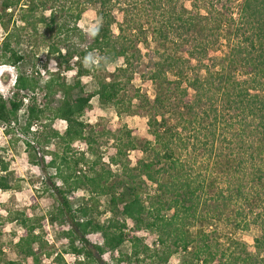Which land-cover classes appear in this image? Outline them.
Returning a JSON list of instances; mask_svg holds the SVG:
<instances>
[{
    "label": "trees",
    "instance_id": "obj_1",
    "mask_svg": "<svg viewBox=\"0 0 264 264\" xmlns=\"http://www.w3.org/2000/svg\"><path fill=\"white\" fill-rule=\"evenodd\" d=\"M91 4L101 18L94 32L79 25ZM0 25L6 31L0 65L18 70L11 94L0 91V122L13 132L25 108L26 144L50 154L47 166L60 178L52 181L59 204L50 219L69 224L71 250L83 256L77 264H106L107 252L117 264H168L175 254L182 264H264V0H0ZM21 30L57 60L59 69L43 83L40 70L22 69L31 56L19 49ZM149 38L159 54L148 76L153 99L139 90L125 93L141 64L139 45L150 47ZM90 53L102 69L123 64L86 90L81 78L94 67L83 62ZM64 65L75 71L72 82ZM94 96L119 114L147 116L151 139L143 150L152 158L132 164L129 151L140 142L131 129L83 119ZM56 119L66 122L64 132L52 126ZM103 135L113 140L109 162L100 149ZM56 138L62 154L47 149ZM8 170L0 155V189L12 188ZM80 189L89 196L76 204L70 195ZM102 197H109L106 222L95 216ZM14 219L24 228L14 244L23 259L3 257L0 246V264H39L46 253L41 225L25 212ZM217 222L242 230L257 225L261 233L253 249L234 236L224 247ZM141 230L157 241L146 243ZM92 233L102 241L88 243ZM126 242L130 251H121Z\"/></svg>",
    "mask_w": 264,
    "mask_h": 264
},
{
    "label": "rangeland",
    "instance_id": "obj_2",
    "mask_svg": "<svg viewBox=\"0 0 264 264\" xmlns=\"http://www.w3.org/2000/svg\"><path fill=\"white\" fill-rule=\"evenodd\" d=\"M186 4L190 6V2L186 1ZM98 6L95 4L88 5L83 11L81 18L79 19V25L84 31L94 32L98 25L101 23V18L97 12ZM18 11V10H17ZM16 14L13 16V20L18 19ZM119 19L122 15L118 14ZM10 23V28L13 27L14 22ZM20 23V22H19ZM21 24V23H20ZM39 31H43V25H39ZM114 30L117 31V27L114 26ZM31 32L30 29H28ZM22 42L19 45V49L30 55L31 58L22 64V69L27 72L37 70L41 72L42 83L48 78L49 71L58 70V63L54 55H51L45 44L34 43L32 39L28 37L26 30H21ZM6 34V31L0 25V39ZM150 47L144 44H140L142 50V58L139 69L132 76V80L126 83L125 93L134 95L137 90L140 94L148 95L151 99L155 96V85L148 78L149 71L153 63L159 59V54L155 51L156 43L149 38ZM97 58L93 53H90L83 60L85 67L92 68L91 74L85 75L81 78L82 85L86 90H92L97 88V77L109 75L115 71L116 67L123 64V60L117 63L108 64L107 68L102 69L98 67L96 61ZM77 59L71 63L72 67H77ZM65 65L61 70L67 75L68 81L72 82L75 71L73 69L65 70ZM76 70V68H75ZM17 68L9 64L0 65V91L5 95L11 94V88L15 82L17 76ZM121 78L127 80V76ZM138 98L134 100L133 111L138 105ZM25 108L20 112L19 123L14 127L13 132L6 133L5 126L0 122V155L5 162L9 164V177L11 180L12 188L9 190L0 189V246L3 249V257L8 259H23L19 255L14 247V244L18 241L20 235L23 233L24 228L14 219L18 212L28 213L37 224L41 225L39 229L42 235V243L44 244V252L41 256V262L39 264H77L79 259H83L82 255H78L71 250L70 240L64 233L70 227L68 223L62 224L60 221L51 222L50 212H52L56 205L59 204L57 196L53 192V182L60 184V178L55 174V168L47 166L50 154L45 153L41 148L28 147L26 140L31 137L21 129L26 122ZM83 119L86 122L92 123L95 127L99 125L107 126L109 124L116 123L119 129H131L133 133L139 139V145L136 150L129 151V157L132 159V164L136 163L137 157L150 159L152 154L145 152L144 141L145 139H151L149 134L148 118L144 114H137L134 112H122L118 113V109L113 104H103L100 102L98 96H94L91 100V108L84 114ZM51 123V120H48ZM40 125L38 122L34 125V129ZM52 126L61 132H64L66 128V122L60 119L52 121ZM126 127V128H125ZM113 140L110 135H103L99 143H101V150L103 151V160L109 162V146H111ZM80 147V148H79ZM65 146L58 138L53 139L47 149L49 151L58 152L62 154ZM85 145L76 146L75 151L84 150ZM45 156L46 160H42V156ZM48 157V158H47ZM89 193L84 190H77L70 195V199L74 203L82 201L83 197H88ZM109 197H102L100 201V213L95 215L100 221L106 222L111 217V212L107 210ZM214 226L220 233V237L224 247L228 246V237L234 236L242 241H246L250 249H253L254 238L261 233L260 227L252 225L248 230L233 229L227 226L223 222H217ZM142 236L144 241L152 245L157 241L156 234L148 232L147 230H141L138 233ZM101 236L97 233H92L88 236V243L101 242ZM77 246H82L83 243L79 240L75 243ZM36 247H38L36 245ZM130 251V243L126 242L121 251ZM47 251L51 255L47 254ZM61 256L59 259L58 257ZM106 264H117L112 257L111 252L104 254L102 258ZM126 264V263H123ZM168 264H182L181 254L173 255Z\"/></svg>",
    "mask_w": 264,
    "mask_h": 264
}]
</instances>
